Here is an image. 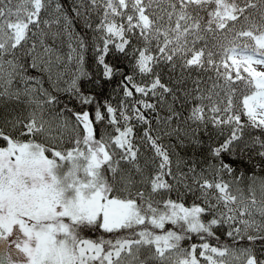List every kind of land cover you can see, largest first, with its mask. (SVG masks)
Returning a JSON list of instances; mask_svg holds the SVG:
<instances>
[{
  "label": "trees",
  "instance_id": "obj_1",
  "mask_svg": "<svg viewBox=\"0 0 264 264\" xmlns=\"http://www.w3.org/2000/svg\"><path fill=\"white\" fill-rule=\"evenodd\" d=\"M100 1L0 0V155L7 161L0 213L19 217L43 204L40 195L51 202L65 190L52 177L74 178L58 154L89 149L98 157V191L129 202L135 216L106 229L100 218L60 214L74 231L70 256L80 241L97 246L69 264H179L171 250L188 252V264H210L205 243L250 248L264 264V128L232 119L254 86L231 80L218 64L234 45L264 53L243 34L264 31V0L236 1V16L224 25L213 18L212 0H143L155 32L125 38L93 32ZM193 50L202 52L199 64L187 63ZM114 108L127 114L125 124L112 117ZM11 138L22 144L12 147ZM27 147L43 151V161ZM131 157L137 169L124 163ZM149 173L156 182L147 187ZM180 175L190 182L182 186ZM205 181L232 204L250 202L249 233L225 216L226 202L211 205L200 195Z\"/></svg>",
  "mask_w": 264,
  "mask_h": 264
},
{
  "label": "rangeland",
  "instance_id": "obj_2",
  "mask_svg": "<svg viewBox=\"0 0 264 264\" xmlns=\"http://www.w3.org/2000/svg\"><path fill=\"white\" fill-rule=\"evenodd\" d=\"M184 1L199 3L209 0ZM212 1H214L216 6L213 18L218 21L219 25H224L227 20L234 19L236 16L234 4L238 0ZM95 10L92 29L93 32H99L100 36L110 34L111 36L116 35L119 38H125L124 35L134 30L145 36L150 32H155L152 19L145 11L143 0H102ZM243 34L252 35V41L256 49L264 50V31L259 34L246 31ZM255 54L264 56L263 52L236 45L224 51L218 64L231 80L243 79L254 86L252 93L242 96L240 109L236 106L232 107V119L240 125L247 124L264 128V58ZM201 58V50H193L187 57V63L199 64ZM256 82H260V85L255 84ZM200 113L201 111L199 110L198 115ZM111 115L114 119L124 122V124L126 123L127 114L123 110L114 108ZM217 119L215 116V120ZM128 130L129 133H126L127 139L133 140L135 134L130 132V128ZM136 139H139V137L137 136ZM19 144H22L19 140L10 139L9 145L12 147ZM27 148L25 153L30 155L32 160L36 162L43 161V151L38 150L36 152L30 150L29 147ZM150 154L152 157L155 155L154 152H150ZM58 157L66 164L71 176L74 177L73 180H70L71 182L67 180V172L61 174V179L56 176H54L55 179L52 177L57 185V191L59 188L60 191L62 190L61 185L63 184L64 192L61 191L55 196L52 194L51 202L47 201L44 195H40L39 198L43 199V204L37 203V206H30V210H25V213H21L19 217L18 214L6 215L1 210L0 233L9 242L8 258L14 264H69L71 260L74 262L78 258L77 256H90L97 251L95 244L88 241H80L79 244L74 246L77 252L76 255L73 253L70 256L68 251L70 249L69 241H72L74 231L63 221V218L59 216L60 214L70 220L78 219L79 214H84L87 219L100 218L102 226L106 229L120 226L135 216L133 205L129 202L110 197L106 199L100 193V190L98 191L96 180L99 174V167L96 153L87 149L84 154V151L75 148L65 155L58 154ZM153 159V161H159L160 168H162L164 160L158 155L157 158ZM124 163L133 169H137L138 161L135 157H131ZM5 164H7L6 158L0 155V168ZM223 168L226 172L230 171L227 165H224ZM147 175L148 180L144 184L152 181L151 173ZM180 179L184 181L182 186L190 182V178L182 175H180ZM0 180L2 181V178ZM155 182L156 180L147 187L152 186ZM198 187L200 195L206 198V202L209 204L215 205V203L226 202L225 216L240 232H250V222L248 221L250 211L248 214L246 210L250 203L248 200H243L239 204L230 203L214 182L205 181L204 183H198ZM142 188H146V186H142ZM68 190H72V193L67 194L66 191L68 192ZM0 194L3 193L1 192ZM4 228L5 231H3ZM200 249L210 264H227L234 261L241 264H258L254 260L253 250L250 248L225 250L213 248L210 244L205 243ZM171 251V255L177 259L179 264H188V252L179 251L175 253Z\"/></svg>",
  "mask_w": 264,
  "mask_h": 264
},
{
  "label": "flooded vegetation",
  "instance_id": "obj_3",
  "mask_svg": "<svg viewBox=\"0 0 264 264\" xmlns=\"http://www.w3.org/2000/svg\"><path fill=\"white\" fill-rule=\"evenodd\" d=\"M8 240H4V238L0 235V264H14L13 261H11L8 258Z\"/></svg>",
  "mask_w": 264,
  "mask_h": 264
},
{
  "label": "bare ground",
  "instance_id": "obj_4",
  "mask_svg": "<svg viewBox=\"0 0 264 264\" xmlns=\"http://www.w3.org/2000/svg\"><path fill=\"white\" fill-rule=\"evenodd\" d=\"M256 56H258V57H262V56H260V55H257V54H255ZM262 58H264V57H262ZM255 84H259L260 85V82H256Z\"/></svg>",
  "mask_w": 264,
  "mask_h": 264
}]
</instances>
